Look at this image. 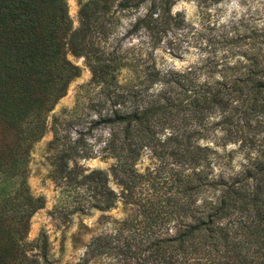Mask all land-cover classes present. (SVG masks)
<instances>
[{
    "label": "trees",
    "instance_id": "16d2710c",
    "mask_svg": "<svg viewBox=\"0 0 264 264\" xmlns=\"http://www.w3.org/2000/svg\"><path fill=\"white\" fill-rule=\"evenodd\" d=\"M111 1H84L73 29L66 0H0V264L51 262L46 234L28 239L45 201L27 179L32 148L80 72L68 51L94 58L105 99L77 135L53 127L52 173L72 193L71 211L128 207L73 264H264V30L218 70L159 69L154 50L180 23L173 0H118L122 10L147 4L127 33L143 30L151 47L119 82L121 56L90 37L112 32L103 23ZM103 128V140H89ZM145 152L153 165L140 171ZM95 156L109 169L79 164Z\"/></svg>",
    "mask_w": 264,
    "mask_h": 264
},
{
    "label": "rangeland",
    "instance_id": "374dc122",
    "mask_svg": "<svg viewBox=\"0 0 264 264\" xmlns=\"http://www.w3.org/2000/svg\"><path fill=\"white\" fill-rule=\"evenodd\" d=\"M86 0H66L72 28L81 24L80 8ZM118 0L110 3L103 23L113 30L101 36L91 33L95 49L106 52L116 50L119 57L113 62L117 65V80L131 76L134 55L151 49L148 36L143 30L128 34L133 23L147 11V4L139 9H120ZM171 14L180 20L178 26L163 37L162 43L154 50V63L159 69L183 68L193 65L205 70H218L216 65L223 61H236L244 42L251 39L257 31L264 30V0H173ZM99 31V30H97ZM92 53V52H91ZM67 58L80 69L51 110L47 129L31 151L30 174L27 182L35 196H43L44 206L31 216L28 239L35 240L41 233L49 242L50 264H73L83 255L87 244L98 233L110 229L115 219L125 217L128 207L119 203L106 211L93 209L90 212L71 211L72 193L58 185L52 173V159L55 148L50 145L54 139L53 127L68 128L72 135L84 122L96 118L99 102L105 99L100 82L93 77L91 63L94 58L85 54L67 52ZM142 62V60H141ZM112 63V64H113ZM204 70V71H205ZM219 77V72L214 73ZM116 84L111 82L110 87ZM102 109V108H101ZM104 111V110H103ZM102 111V112H103ZM263 126L260 133L263 132ZM109 134L108 128L94 132L91 141L103 140ZM233 146V144L229 145ZM238 157L234 159L236 164ZM150 153L141 155L137 169L143 171L151 164ZM111 159L100 156L81 159L79 164L90 169L108 170ZM109 185L117 190L115 180L109 171ZM90 264H112L107 260H96Z\"/></svg>",
    "mask_w": 264,
    "mask_h": 264
}]
</instances>
